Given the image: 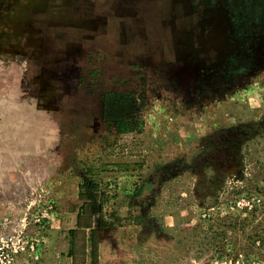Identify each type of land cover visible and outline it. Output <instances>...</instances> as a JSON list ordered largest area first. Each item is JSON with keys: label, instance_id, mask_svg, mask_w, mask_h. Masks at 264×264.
Returning <instances> with one entry per match:
<instances>
[{"label": "rangeland", "instance_id": "obj_1", "mask_svg": "<svg viewBox=\"0 0 264 264\" xmlns=\"http://www.w3.org/2000/svg\"><path fill=\"white\" fill-rule=\"evenodd\" d=\"M85 181L94 264H264V0H0V264H72Z\"/></svg>", "mask_w": 264, "mask_h": 264}, {"label": "trees", "instance_id": "obj_2", "mask_svg": "<svg viewBox=\"0 0 264 264\" xmlns=\"http://www.w3.org/2000/svg\"><path fill=\"white\" fill-rule=\"evenodd\" d=\"M103 103V120H111L108 116L106 105L107 99ZM79 200L81 205L76 218L75 228L69 231L71 237L68 256L72 259V264L80 260L85 264L88 247L92 258V264L96 259L97 250V229L102 228L100 224L101 211L103 206L102 193L99 185L93 181H85L79 185Z\"/></svg>", "mask_w": 264, "mask_h": 264}, {"label": "crops", "instance_id": "obj_3", "mask_svg": "<svg viewBox=\"0 0 264 264\" xmlns=\"http://www.w3.org/2000/svg\"><path fill=\"white\" fill-rule=\"evenodd\" d=\"M231 1L232 0H229L230 3H231ZM231 8L232 7L230 5V10L232 11ZM71 93H74V92L68 91V96L69 97L71 96ZM74 100H71V101L74 102ZM75 105L78 107L79 111H82V114L80 115L82 121L81 122L80 121L77 122V120H76L75 123H72L70 121V126H68L65 129L66 132L69 131V129H71V128L74 129V128H77V127L79 129L82 128L85 131H90L91 129L94 128V126L91 125V122H93V123L96 122L97 124H99V122H101V124L105 123V121L103 120V117H102V109H101L100 102L97 101L96 98H92V96L90 94L88 96H86L85 99H82V103H76ZM71 106H72V108H74L73 104ZM64 131L63 130L60 131L59 136H62Z\"/></svg>", "mask_w": 264, "mask_h": 264}, {"label": "built area", "instance_id": "obj_4", "mask_svg": "<svg viewBox=\"0 0 264 264\" xmlns=\"http://www.w3.org/2000/svg\"><path fill=\"white\" fill-rule=\"evenodd\" d=\"M257 264H260V262H257Z\"/></svg>", "mask_w": 264, "mask_h": 264}]
</instances>
